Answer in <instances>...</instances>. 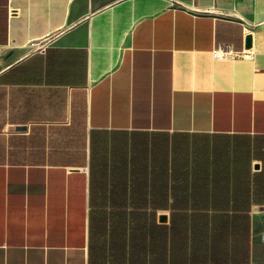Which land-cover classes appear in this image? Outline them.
I'll list each match as a JSON object with an SVG mask.
<instances>
[{
	"label": "crops",
	"instance_id": "obj_1",
	"mask_svg": "<svg viewBox=\"0 0 264 264\" xmlns=\"http://www.w3.org/2000/svg\"><path fill=\"white\" fill-rule=\"evenodd\" d=\"M177 180L264 194V0H0V264H264V203Z\"/></svg>",
	"mask_w": 264,
	"mask_h": 264
},
{
	"label": "trees",
	"instance_id": "obj_2",
	"mask_svg": "<svg viewBox=\"0 0 264 264\" xmlns=\"http://www.w3.org/2000/svg\"><path fill=\"white\" fill-rule=\"evenodd\" d=\"M186 145V146H185ZM202 155L211 157L214 161L216 156H224L229 153H225L220 146L216 145L215 140H210V138L204 139L202 142L194 144L192 148L188 144L181 142L177 148V156L182 155ZM219 164L215 162L213 164V172H215L216 167ZM223 185H217L214 181L212 184L208 180L196 183L192 181H179L177 180L176 190L177 193L173 197L171 203L175 211L172 212V219H178L181 222L188 220V213H192V220H200L198 214L201 210H217L227 207H233L236 209H248L254 199L257 202L264 203V194L251 196L248 194L237 193L238 191H233L235 194L227 195L221 194L220 190ZM192 188L191 190H189ZM211 189V190H210ZM142 200L144 205H151L154 208L162 207L168 204L169 198L163 195H152V196H142L138 197V202ZM178 212H181L179 216H176ZM145 214L154 215L156 211H151ZM175 214V216H174Z\"/></svg>",
	"mask_w": 264,
	"mask_h": 264
},
{
	"label": "water",
	"instance_id": "obj_3",
	"mask_svg": "<svg viewBox=\"0 0 264 264\" xmlns=\"http://www.w3.org/2000/svg\"><path fill=\"white\" fill-rule=\"evenodd\" d=\"M251 44H252V36H251V34H248V35H247V38H246V46H247V47H250ZM159 219H160V220H166V219H167V214H165V213H161V214L159 215Z\"/></svg>",
	"mask_w": 264,
	"mask_h": 264
},
{
	"label": "bare ground",
	"instance_id": "obj_4",
	"mask_svg": "<svg viewBox=\"0 0 264 264\" xmlns=\"http://www.w3.org/2000/svg\"><path fill=\"white\" fill-rule=\"evenodd\" d=\"M263 237H264V235H263Z\"/></svg>",
	"mask_w": 264,
	"mask_h": 264
}]
</instances>
